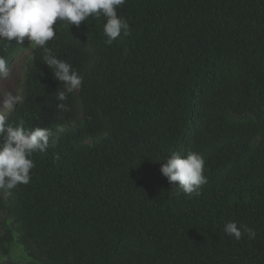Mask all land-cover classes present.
<instances>
[{"label":"trees","instance_id":"16d2710c","mask_svg":"<svg viewBox=\"0 0 264 264\" xmlns=\"http://www.w3.org/2000/svg\"><path fill=\"white\" fill-rule=\"evenodd\" d=\"M117 15L130 35L111 45L103 16L54 25L47 46L82 77L69 111L42 49H0L8 66L27 54L9 123L58 137L27 185L0 190V264H264V0H126ZM189 152L199 196L160 172Z\"/></svg>","mask_w":264,"mask_h":264},{"label":"clouds","instance_id":"9594fccd","mask_svg":"<svg viewBox=\"0 0 264 264\" xmlns=\"http://www.w3.org/2000/svg\"><path fill=\"white\" fill-rule=\"evenodd\" d=\"M125 3L126 0H0V49L7 51L13 46V40L16 46L22 45L25 38L32 47L42 49L43 64L63 85V89L55 94L59 101L56 108L61 112L69 111L64 102L69 94L80 88L82 77L70 63L58 59L47 46L55 38L54 25L59 21L70 27H79L90 16H103L106 20L103 25L107 38L105 43L111 45L122 33L130 35L128 22L117 15V8ZM10 75L8 60L0 55V82L7 81ZM23 99L22 95L8 90L0 94V190L8 195L19 185L30 182V171L35 167L32 155L45 153L50 143L54 144L58 139L47 128H25L23 120L15 126L9 123L8 114ZM204 163V157L199 153L189 152L183 157L173 153L161 164L160 172L172 189H179L189 196H199L202 186L208 182L204 175ZM224 232L237 241L244 234L250 240L256 238L252 228L238 226L236 222H228Z\"/></svg>","mask_w":264,"mask_h":264},{"label":"rangeland","instance_id":"374dc122","mask_svg":"<svg viewBox=\"0 0 264 264\" xmlns=\"http://www.w3.org/2000/svg\"><path fill=\"white\" fill-rule=\"evenodd\" d=\"M25 40L28 41L27 38H25ZM26 56L27 54H25L24 56H21L16 61H12V63L9 66L10 71H11L10 78L7 81L0 82V94H2L6 90L19 94L18 86L21 85V81L23 77L20 71L22 69L23 62Z\"/></svg>","mask_w":264,"mask_h":264}]
</instances>
